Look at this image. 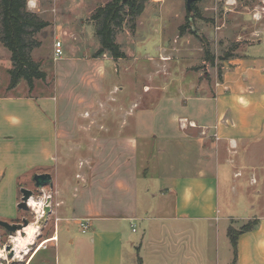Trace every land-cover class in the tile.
Segmentation results:
<instances>
[{
	"label": "crops",
	"instance_id": "obj_1",
	"mask_svg": "<svg viewBox=\"0 0 264 264\" xmlns=\"http://www.w3.org/2000/svg\"><path fill=\"white\" fill-rule=\"evenodd\" d=\"M35 1L38 9L33 12L40 15V0ZM62 40L70 57L56 73L59 84L55 89L60 91L62 81L70 91L81 85L94 93H105L106 98L78 97L87 121L78 129L83 141L74 143L76 138H69L64 130L60 134L69 142L62 144L61 150L89 152L79 159L80 169H86L77 174L76 184L64 182L65 187L55 190L58 210L53 212L59 224L64 223L68 239L62 242V229L58 232L57 224L50 237L31 244L24 260L15 257L10 263L124 264L125 240L131 242V233H138L136 226L144 223L142 237L132 241L138 257L131 264H138L139 259L142 264H206L195 231L192 236V224L235 219L229 214L218 216L221 169L226 166L228 172L223 174L228 176L244 178L252 171L250 179H244V188L253 194V201L243 212H253L246 222H257L252 230L239 236L235 264H264V48L255 46L244 57L224 63L221 79L177 80L169 63L162 65L163 69L160 63L153 64L147 70L151 91L143 90L140 100L117 110L113 109L110 91L107 94L105 90V59L93 56V49L80 55L81 45ZM126 59L114 63L118 66ZM163 71H167L165 80L159 84V72ZM9 85L0 84V167L5 151L14 143V127L25 119L11 106H31L40 99L32 94L17 96L9 91ZM118 88L115 85L114 91ZM149 96L153 99L144 107ZM56 110L59 115V107ZM184 118L196 127L182 129L179 120ZM113 120L119 123L114 132L110 126ZM143 156L147 159L145 172L141 171ZM55 170L57 173L56 168L33 172L49 173L55 183ZM69 199V211L62 210ZM6 217L11 223H19L17 212ZM82 220H90V229L85 233L79 227ZM227 228L236 229L233 224Z\"/></svg>",
	"mask_w": 264,
	"mask_h": 264
},
{
	"label": "rangeland",
	"instance_id": "obj_2",
	"mask_svg": "<svg viewBox=\"0 0 264 264\" xmlns=\"http://www.w3.org/2000/svg\"><path fill=\"white\" fill-rule=\"evenodd\" d=\"M112 1L114 0H40V15L49 26L37 36L41 46L33 52V59L41 63L49 78L45 83L37 82L32 93L24 81L19 87L12 89L13 94L17 96L37 95L41 102L36 99L31 106L27 103L11 106L12 110L19 112L25 119L14 127V143L5 151L6 158L0 167V220L11 223V220H6V216L17 212L16 219L19 223L27 219L30 224L38 227V236L39 234L42 236L37 237L34 243L50 237L59 224V218H56L54 212L47 222L42 225L39 223L40 204H45L47 197L51 196L52 208L55 211L58 206L56 188H62L63 185L65 187L64 182L72 183L74 186L78 181L77 174H82L86 169V166L81 169L79 167V159L89 154L86 149L61 150L62 144H69L67 139L60 138L62 130L69 133V138H76L74 143L84 140L83 134H78V129L87 121L84 120L86 118L82 114L83 109L78 105V97L82 96L90 100L106 98L105 93L97 94L81 85L70 91V87L68 88L62 81L60 85L63 87L60 91L55 89L59 84L56 73L66 64L65 58L67 60L70 55L65 52L64 61H55L54 43L57 38H66L71 44L81 45L80 55L88 49L90 51L93 49V56H96L101 44L97 37L98 25L93 17L100 8L106 7ZM124 3L126 2L123 0L122 4ZM128 10L129 8L126 7L123 12L122 29L116 30V42L121 45L127 59L120 61L116 66L114 63L116 60L109 53L100 56L105 59L107 65L108 78L105 90L107 94L110 91L113 97V109L118 110L122 105L129 106L140 100L143 90L151 91L150 77L147 74L150 71L147 70L153 64L160 63L162 66L169 63L171 72L177 80L197 82V80H213L218 77L221 79L224 63L244 57L255 46L264 48V0H193L191 10L188 9L186 0H150L140 16L136 17L134 29H132L133 16L128 14ZM10 58V52L0 43V84L10 82L8 72L12 67ZM164 67L162 66V69ZM166 73L167 71L159 72V84L164 82ZM115 85L119 86L117 91H114ZM176 87L175 84L172 94L175 93ZM120 88H123V91ZM1 92L3 89H0ZM41 96L48 101L45 102ZM148 99L145 98L144 107H147L153 98L149 96ZM57 107H59V115H57ZM110 126L114 132L119 128V123L113 120ZM55 154H58L59 158H56ZM146 160V156H143L142 172L147 170ZM42 168L48 171H53V168L58 170L57 173L55 170L54 177L55 183L59 186L54 183L53 188L47 186L43 190L37 189L34 181L37 174H34L33 169ZM221 170L218 216L222 218L229 214L235 219L221 223L209 220V222L192 224V236L195 237V231L197 241L201 242V249L205 253L206 264H235V251L228 236L227 225L229 227L233 224L237 230L254 221L245 220L251 217L253 213L251 210L243 212L253 201V194L248 192L246 187L244 188L247 185L244 179H248L252 171H248L243 178L234 177L233 174L230 176L223 174L228 172L226 166ZM233 172L234 170L230 173ZM231 184L234 185L232 191ZM23 189H31L35 193L34 202L31 203L33 209L29 211L18 207L23 197ZM252 190L253 188L250 187V191ZM70 201L71 199L65 200L62 210L69 211ZM33 203H36L37 207H34ZM63 227L64 223H60L58 232L62 229L61 240L65 242L69 236L64 234ZM144 227V223H138L136 226L138 233H131L130 239L133 242L142 237L145 232ZM73 229L74 232L78 230L74 226ZM0 235H2L0 249H4V257H1L0 261L3 264H11L16 254L10 258V251L6 248L8 244H14L13 240L16 236L10 235L2 227H0ZM198 235L201 236L200 240ZM132 241L130 242L128 238L125 240L124 264H131L133 259L138 257ZM29 250L28 248V252ZM26 254L27 252H24L21 256H17V260H24ZM139 260L138 264H142L141 259Z\"/></svg>",
	"mask_w": 264,
	"mask_h": 264
},
{
	"label": "trees",
	"instance_id": "obj_3",
	"mask_svg": "<svg viewBox=\"0 0 264 264\" xmlns=\"http://www.w3.org/2000/svg\"><path fill=\"white\" fill-rule=\"evenodd\" d=\"M150 0H114L106 7H102L94 15L97 22V37L100 40L101 49L96 58L109 53L113 59L126 58L121 45L116 42V30L124 25L123 12L129 8L128 14L133 18L132 29L136 26V17L144 11L146 3ZM29 0H0V43L11 54L12 68L9 90L15 89L21 82H26L30 93L35 90L37 82L47 81V73L41 63L33 59V52L41 46L37 36L49 26L38 13L28 8ZM256 221L245 224L241 229L230 228L228 236L237 258L238 239L245 232L252 230Z\"/></svg>",
	"mask_w": 264,
	"mask_h": 264
},
{
	"label": "water",
	"instance_id": "obj_4",
	"mask_svg": "<svg viewBox=\"0 0 264 264\" xmlns=\"http://www.w3.org/2000/svg\"><path fill=\"white\" fill-rule=\"evenodd\" d=\"M128 0H124V2H127ZM187 1V6L188 9L191 10V6L193 3V0H186ZM34 181L36 184L37 189H44L47 186L54 187V180L53 176L49 173H44V174H37L34 177ZM22 200L20 201L18 207L21 210L24 211H29L33 209V206L31 202L33 201V198L35 197V193L31 189H23L22 190ZM52 197L49 196L47 197L46 203L43 206V214L40 218L39 223L42 225L43 223L47 222L49 217L53 214L52 210ZM29 221L27 219H24L21 223H9V222H4L0 220V227L6 229L10 235L16 236L19 232L22 234V236L26 235L25 228L29 226ZM14 244H10L7 246L6 250L10 251V256L13 257L16 253V249L13 246ZM29 247H32L31 245ZM24 254V251L22 252ZM18 259V258H16Z\"/></svg>",
	"mask_w": 264,
	"mask_h": 264
},
{
	"label": "bare ground",
	"instance_id": "obj_5",
	"mask_svg": "<svg viewBox=\"0 0 264 264\" xmlns=\"http://www.w3.org/2000/svg\"><path fill=\"white\" fill-rule=\"evenodd\" d=\"M34 202V201H33ZM32 203V202H31ZM34 204V207H37V204L36 203H33ZM45 204H40L39 208H40V212H41V216H42V212H43V206ZM25 231H26V235L25 236H22V234L20 235L19 233L16 235L15 239L13 240L14 241V248L16 249V257L17 256H21L22 255V252H28V248L31 244H33L35 241H36V238L38 237V227L34 224H29L28 227L25 228ZM4 249L1 248L0 249V258L4 257ZM0 264H3L2 261H0Z\"/></svg>",
	"mask_w": 264,
	"mask_h": 264
},
{
	"label": "built area",
	"instance_id": "obj_6",
	"mask_svg": "<svg viewBox=\"0 0 264 264\" xmlns=\"http://www.w3.org/2000/svg\"><path fill=\"white\" fill-rule=\"evenodd\" d=\"M57 1V0H55ZM28 8L31 11H35L38 9L37 3L35 0H29L28 2ZM55 11V9H54ZM65 55L64 50V42L61 38H57L54 43V59L55 61H59L63 59ZM180 125L182 129H187L189 127H196V124L192 121H189L188 119H180ZM80 228L85 233L90 229V220H82L80 222ZM135 231V230H134Z\"/></svg>",
	"mask_w": 264,
	"mask_h": 264
}]
</instances>
